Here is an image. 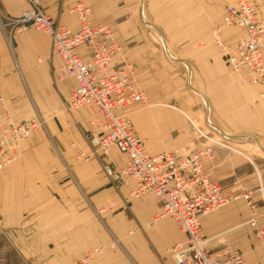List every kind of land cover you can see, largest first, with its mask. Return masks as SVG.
<instances>
[{
    "label": "crops",
    "instance_id": "obj_1",
    "mask_svg": "<svg viewBox=\"0 0 264 264\" xmlns=\"http://www.w3.org/2000/svg\"><path fill=\"white\" fill-rule=\"evenodd\" d=\"M40 1L51 19L71 31H77L78 22L69 10L78 2L90 7L92 25L112 29L122 55L135 66L137 88L148 98L145 107L132 105L126 111L147 153L182 157L210 147L214 158L203 161V172L219 183L225 196L250 193L260 201L257 226L264 229V194L257 196L260 191L255 189L264 184V165L248 148L254 144L249 139L258 144L264 139V87L250 83L245 68L233 73L207 39V27L221 20L215 11L221 10V0L181 2L193 24L204 31L188 41L180 62L139 29L133 10L139 7L144 20L142 0ZM25 8L24 0H0V107L3 103L9 108L14 123L37 120L42 125L22 144L21 157L0 173V193L11 194L12 201L29 208L39 203L38 210L29 209L28 217L41 218L49 264H74L95 248H103L104 257H90L82 264H175L166 251L184 241V233L170 219L147 225L159 211L157 197H131V182L116 189L105 175L103 163L119 170L126 156L112 148L106 159L85 141L93 113L67 108L76 83L57 80L60 61L51 52L49 37L37 31L8 35L7 17H18ZM240 35L237 29H227L224 42L233 45ZM81 55L88 58L84 50ZM178 63L187 73L184 78ZM117 64L114 59L111 68ZM237 201L245 200L202 217L200 235L213 253L233 246L246 264H264V247L247 224L249 213L242 204H232Z\"/></svg>",
    "mask_w": 264,
    "mask_h": 264
},
{
    "label": "built area",
    "instance_id": "obj_2",
    "mask_svg": "<svg viewBox=\"0 0 264 264\" xmlns=\"http://www.w3.org/2000/svg\"><path fill=\"white\" fill-rule=\"evenodd\" d=\"M26 8L18 17H7L8 35L37 31L49 37L50 49L60 61L58 80L73 79L76 87L67 108L70 111L88 109L93 113L90 131L84 135L93 152L109 158L112 148L126 156L122 169L103 163L105 175L116 189L129 186V196L152 193L158 199L159 211L151 223L171 219L185 235L184 241L166 252L175 264H246L241 252L228 246L213 253L200 235V220L232 201L242 198L251 208L250 196H225L219 183L211 181L203 172V161L214 158L206 147L187 156L170 152L149 155L144 139L132 129L126 113L132 105L145 107V93L137 88L134 66L122 55L111 28L92 25V11L83 2L74 4L69 12L78 22L77 31L59 25L42 9L40 0H24ZM237 29L241 35L233 45L224 42V32ZM210 39L219 54L226 59L233 73L247 69L249 82L264 87V23L257 17L256 0H234L228 6L210 33ZM88 53L85 59L81 51ZM114 59L118 64L114 69ZM0 120V172L21 155V144L40 128L41 121L14 123L9 110L2 103ZM264 247V229L257 226V216L250 212L247 221ZM101 254V251H96ZM91 255L74 264L85 263Z\"/></svg>",
    "mask_w": 264,
    "mask_h": 264
},
{
    "label": "rangeland",
    "instance_id": "obj_3",
    "mask_svg": "<svg viewBox=\"0 0 264 264\" xmlns=\"http://www.w3.org/2000/svg\"><path fill=\"white\" fill-rule=\"evenodd\" d=\"M138 1L139 0H137V2ZM182 1L183 0H142L144 20L140 19L139 7H136L133 10V12L137 14L135 18L138 19V24L140 26L139 29L141 30V32H143L144 35H149L154 40L153 43L157 46V48L160 49V46L164 45L173 55L176 56L179 62L180 60H183L182 55H184L183 52L188 47V41L191 40L193 37L197 36V34L202 33L204 31V27H198L197 25L193 24L192 18L190 20L187 11L183 10V5L181 3ZM231 3L232 0L219 1V5L221 4V10L218 8L217 10H215L217 11L216 13L218 15L217 21L218 19H220V17L222 18L225 9L230 6ZM256 4L257 17L262 23H264V0H256ZM215 11L214 8H212V10L207 12L206 17L208 24H211L209 14L213 15ZM215 25H217L216 22L214 24L212 23L211 26L207 27V39L209 41L211 40L209 36L210 31ZM262 56L264 62V47L262 49ZM172 63H174L175 65L177 64L175 63V61H172ZM181 65L178 66L180 70L178 69L177 71L179 72L181 78H184L187 73L183 69V67H181ZM182 85V89L185 90V81H182ZM2 107L3 105L1 103V113L3 110ZM5 107L7 106L5 105ZM7 109L9 110L8 107ZM126 113L128 115V112ZM262 115H264V109H262ZM249 140L251 143H254L253 147H248L250 151L249 153L256 154V158L260 160L256 162L258 164L264 165V150L261 149V147H264V139H260V144L256 143V141H253L252 139ZM2 172L3 171H1L0 173ZM255 189L257 191H260L257 196L259 195L260 197L261 193L264 194V184L263 186L255 187ZM247 195L250 196L251 206H254L252 210L250 207L246 206V201H237L232 204H242L243 208L241 209L243 211H247L249 215L251 211L257 213V208L260 206L261 202L252 199L253 197L250 195V193H247ZM15 196L14 197L16 199L20 198V195L18 194H16ZM9 197L11 198V200H9ZM49 204L50 203H47V205ZM44 206L45 204L42 208H44ZM29 209L38 210L39 203L29 208V204L27 203L23 205L21 201H12L11 194L6 195V193H0V264H49L47 263V259L50 257V255L46 256L44 252L45 248H43V240L46 237L45 230H42L41 234V231L39 229L41 218H39L38 216L31 218L28 217ZM49 219L54 220L53 218H47V221ZM114 242H117V240ZM114 242L111 243V248L114 247ZM205 246L207 245L205 244ZM99 250L101 251L102 255L96 252ZM89 255H91V258L94 256L104 257L105 251L103 248H95L89 252Z\"/></svg>",
    "mask_w": 264,
    "mask_h": 264
},
{
    "label": "bare ground",
    "instance_id": "obj_4",
    "mask_svg": "<svg viewBox=\"0 0 264 264\" xmlns=\"http://www.w3.org/2000/svg\"><path fill=\"white\" fill-rule=\"evenodd\" d=\"M164 220H166V219H164ZM171 220V219H170Z\"/></svg>",
    "mask_w": 264,
    "mask_h": 264
}]
</instances>
